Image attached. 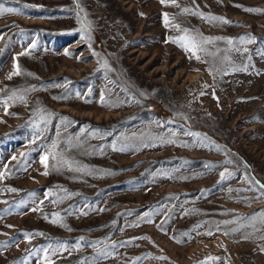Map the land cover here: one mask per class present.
Returning a JSON list of instances; mask_svg holds the SVG:
<instances>
[{
    "label": "rangeland",
    "instance_id": "rangeland-1",
    "mask_svg": "<svg viewBox=\"0 0 264 264\" xmlns=\"http://www.w3.org/2000/svg\"><path fill=\"white\" fill-rule=\"evenodd\" d=\"M0 12V264H264V0Z\"/></svg>",
    "mask_w": 264,
    "mask_h": 264
},
{
    "label": "snow or ice",
    "instance_id": "snow-or-ice-1",
    "mask_svg": "<svg viewBox=\"0 0 264 264\" xmlns=\"http://www.w3.org/2000/svg\"><path fill=\"white\" fill-rule=\"evenodd\" d=\"M164 2H165V0H161V3H164ZM173 3H175V0H173ZM3 11L11 12V11H13V10H12V9H5V10H3ZM183 11H185V12H189L190 10H189V9H184ZM0 14H2V12H0ZM211 19H213V20H217V19H220V18H217V17H211ZM167 22H168V21H167V16H166V14H165V23L167 24ZM221 22H223V23H229V21H227V20H222ZM181 39L184 41V47H185L188 51L192 52V55L194 56L195 59L200 60L201 58H200L199 55H197V50H199V51H203V49L200 48V46H199V44L196 42L195 38L186 35V36L182 37ZM172 42H173V43H176L177 41L173 40ZM209 42H210V40H208V39H205V40H204V43H209ZM228 43L231 44L232 41L229 40ZM16 74H19V70H18V69H17L16 72L13 73V75H16ZM9 78H11V77H9ZM6 114H7V113H6ZM47 159H48V157H43V158H42V163L45 164V167H46V168H47V164H46ZM43 174H44V175H47V171H46L45 173H43ZM224 175H225V173H221V177H222V178L224 177ZM13 191H14V189H13ZM207 234H208V235H211L210 232L207 233ZM49 264H50V262H49Z\"/></svg>",
    "mask_w": 264,
    "mask_h": 264
}]
</instances>
